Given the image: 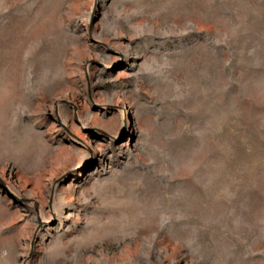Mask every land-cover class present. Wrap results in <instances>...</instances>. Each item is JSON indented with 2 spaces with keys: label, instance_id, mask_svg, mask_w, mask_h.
<instances>
[{
  "label": "rangeland",
  "instance_id": "obj_1",
  "mask_svg": "<svg viewBox=\"0 0 264 264\" xmlns=\"http://www.w3.org/2000/svg\"><path fill=\"white\" fill-rule=\"evenodd\" d=\"M0 264H264V0H0Z\"/></svg>",
  "mask_w": 264,
  "mask_h": 264
}]
</instances>
